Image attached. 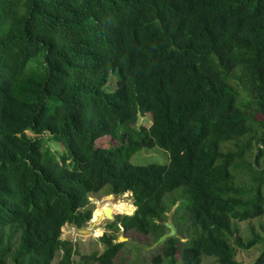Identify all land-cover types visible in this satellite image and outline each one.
Instances as JSON below:
<instances>
[{"label":"trees","instance_id":"trees-1","mask_svg":"<svg viewBox=\"0 0 264 264\" xmlns=\"http://www.w3.org/2000/svg\"><path fill=\"white\" fill-rule=\"evenodd\" d=\"M155 148L168 164L131 163ZM105 188L136 210L84 264H114L121 229L157 241L176 204L191 233L152 264H243L258 245L264 264L239 226L264 217V0H0V264H74L62 230Z\"/></svg>","mask_w":264,"mask_h":264},{"label":"rangeland","instance_id":"rangeland-1","mask_svg":"<svg viewBox=\"0 0 264 264\" xmlns=\"http://www.w3.org/2000/svg\"><path fill=\"white\" fill-rule=\"evenodd\" d=\"M117 83L116 75L111 77V86L113 89L115 88ZM241 108L248 113L249 116L253 118V128L254 131L257 132L256 121L259 119H263L253 106L246 108L245 105L241 104ZM256 121H255V120ZM151 124L149 118H143L139 121L138 125H145L149 126ZM98 144L101 147H112L118 146L120 143L118 140L112 139L110 137H106L100 139ZM57 150L60 151L61 147L57 144ZM251 160V159H249ZM131 163L134 165H149V164H159V165H166L168 164V156L167 153L159 148H155L153 150H140L135 154V156L131 159ZM240 176V175H239ZM240 183L244 181V179ZM108 188L102 190L99 194H96L90 198L91 207L94 208V213L92 220L87 224L84 233L79 232V230L71 227L65 226L62 230V239L72 241L74 246L77 249V253L73 256L74 264H84L82 260L83 256H90L95 251L102 252L106 247L105 244L101 241V237L107 232L111 233L108 229V224L114 221H117L118 217L122 216H131L129 212L132 214L134 213V204L133 198L131 194H125L120 197H116L114 195H108ZM111 204L116 206L120 202H126L127 204L133 206V210L125 213H121L120 211H114V219L113 220H98L95 216L97 210H100L105 205ZM114 203V204H113ZM116 212V213H115ZM178 213V204L175 206H171L168 209L167 213V222L171 223L175 226L177 234L180 238H183V241H186L188 235H190V226L189 225H182L181 221H176L174 219L175 215ZM97 220V221H96ZM264 223V217L261 219L254 220L250 223L244 222L240 223V230L242 233L249 237V226H253L257 229V231L264 236V232L261 231L259 227V222ZM94 222V223H93ZM88 230L89 232H86ZM168 233V232H167ZM113 234L116 235V243H120L118 238L124 237L126 240L123 241V248L119 252V255L115 259L114 264H152V258L157 254L162 252V244L156 245V238L155 236H144L138 232H130L124 235L122 229L119 232H114ZM262 246L258 245L256 248L251 249L250 251H242L239 250L238 260L241 261L243 264H253L254 260L258 258L262 254ZM62 258V254L58 253L57 257L53 264H59V261ZM212 259H205L203 264H213ZM100 264V263H95ZM163 264H169L168 260L165 259ZM217 264V263H216Z\"/></svg>","mask_w":264,"mask_h":264},{"label":"water","instance_id":"water-1","mask_svg":"<svg viewBox=\"0 0 264 264\" xmlns=\"http://www.w3.org/2000/svg\"><path fill=\"white\" fill-rule=\"evenodd\" d=\"M135 210L136 209H134V213H135ZM133 214H131V215H133ZM113 215H114V213L112 212L111 208L110 207H107L106 209L103 210V216L99 217V219L100 220H113L114 219ZM166 226H167L169 232L166 233V234H164L163 236H161L159 238V240L156 242V245L163 244L169 238H172V237H175L176 236L177 231H176L175 226L173 224H171V223H166ZM79 232L84 233L85 230H82L81 229V230H79ZM86 232H89V231L86 230ZM122 239L126 240L124 237H120L119 238V242L120 243H123L124 240H122Z\"/></svg>","mask_w":264,"mask_h":264},{"label":"bare ground","instance_id":"bare-ground-1","mask_svg":"<svg viewBox=\"0 0 264 264\" xmlns=\"http://www.w3.org/2000/svg\"><path fill=\"white\" fill-rule=\"evenodd\" d=\"M107 207H110L113 213H114L115 210L116 211H120L121 213L129 212V211L133 210V206L127 204L126 202H120L116 206H113L111 204V201H110L109 204L105 205L103 208H101L100 210L96 211L95 216L97 217L96 218L97 220H98L99 217L103 216V210L106 209ZM129 214H131V212H129ZM122 240H124V239H122Z\"/></svg>","mask_w":264,"mask_h":264},{"label":"clouds","instance_id":"clouds-1","mask_svg":"<svg viewBox=\"0 0 264 264\" xmlns=\"http://www.w3.org/2000/svg\"><path fill=\"white\" fill-rule=\"evenodd\" d=\"M134 209H136V208H134Z\"/></svg>","mask_w":264,"mask_h":264}]
</instances>
